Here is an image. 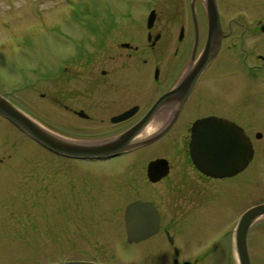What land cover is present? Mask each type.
Instances as JSON below:
<instances>
[{"label":"flooded vegetation","instance_id":"obj_1","mask_svg":"<svg viewBox=\"0 0 264 264\" xmlns=\"http://www.w3.org/2000/svg\"><path fill=\"white\" fill-rule=\"evenodd\" d=\"M159 1L162 5V0H154V5L135 15L130 26L105 22L98 31L91 33L90 28L77 38L66 36L71 44L60 56L38 60L30 67L27 81L16 82L14 92H25L26 99L5 97L61 142L117 144L112 153L52 151L0 115V196L3 178L9 177L34 202L35 183L41 178L42 190L49 192L43 195L44 202L58 199L54 218L59 220V233L88 238L90 242L84 243L94 245L93 251L114 250V244L110 246L114 236L126 242V209L137 201L153 206L157 227L143 240L128 243L160 240L178 251L174 244L178 237L196 233L193 213L198 206L206 208L207 193H220L227 180L243 172L253 159L231 177H213L195 165L191 150L197 120L215 117L243 130L247 127L248 120H241V105L228 100L264 91V19L251 24L240 18L225 22L224 9L217 4L219 43L199 69L210 28L204 3L185 0L160 8ZM151 10L154 15L148 26ZM244 132L254 156L252 139ZM10 134L21 145L4 138H11ZM254 137L259 139L260 131ZM114 162L119 169L107 172L90 166ZM25 165L27 184L17 185ZM4 204L12 207L13 203L4 198L6 208ZM28 205L35 209V204ZM45 216L50 218L46 213L41 217ZM201 258L196 256L190 264Z\"/></svg>","mask_w":264,"mask_h":264},{"label":"rangeland","instance_id":"obj_2","mask_svg":"<svg viewBox=\"0 0 264 264\" xmlns=\"http://www.w3.org/2000/svg\"><path fill=\"white\" fill-rule=\"evenodd\" d=\"M181 1L185 0H162L163 6L159 1L157 7L165 8L170 2ZM196 2L201 6L204 0ZM217 4L224 9L225 22L240 18L242 23L251 24L257 18L264 19V0H217ZM151 5H154V0H0V92L4 97L17 95L25 100V92H14L16 84L27 81L30 67L38 60L47 55L60 56L71 44L66 36L74 39L85 29L92 28L91 33L92 30L98 31L102 29L100 26L105 27V22L130 26L136 20L135 15ZM239 9H242L241 14H238ZM126 11L131 16L124 17L122 13ZM111 12L113 15L107 17ZM228 102L241 105V120H248L244 130L252 139L254 156L243 172L227 180L220 193H207L210 202L206 208L201 205L194 210V227L190 224L188 230L192 232L193 227L196 233L180 235L174 243L180 263L195 262V257L201 256L196 264H238L234 246L237 220L245 209L264 203V91L258 89L255 94L244 98L230 97ZM257 131L261 133L259 139L254 137ZM10 136L4 138L14 139L21 145L16 140L17 136ZM113 164L90 166L106 172L110 168L119 169L118 163ZM21 168L24 171L20 172L17 185L23 181L27 184V166ZM11 179L4 177L1 184L0 264H51L81 259H95L108 264H173L175 252L165 241L128 243L118 241L114 236L111 239L113 243H110V246L114 244V250L93 251L94 245L84 243L90 242L88 238L65 237L58 231L61 227L59 220L54 218L58 215L54 208L58 199L46 200L50 205L44 202L43 195L47 197L49 192L46 194V190H42L41 178L40 183H35L37 194L34 202L29 201L23 188H16L15 180ZM50 197L54 196L51 194ZM4 198L13 203L12 207L2 206ZM27 201L35 204L34 210ZM45 213L50 218H42ZM106 245L109 246L108 243ZM247 246L251 264H264V216L252 223ZM83 247L85 249L81 250Z\"/></svg>","mask_w":264,"mask_h":264},{"label":"water","instance_id":"obj_3","mask_svg":"<svg viewBox=\"0 0 264 264\" xmlns=\"http://www.w3.org/2000/svg\"><path fill=\"white\" fill-rule=\"evenodd\" d=\"M210 26L206 46L199 60V69L212 57V47L219 43L220 18L216 0H205ZM150 13L148 26L151 22ZM158 101L156 104H158ZM0 115L26 134L34 137L48 149L75 155H102L112 153L117 144H65L30 121L22 112L0 96ZM191 155L195 165L213 177H230L243 170L252 159L253 148L243 129L222 118L207 117L193 125ZM154 165V164H153ZM151 165V166H153ZM126 234L129 242H138L155 232L157 220L153 206L146 202L131 203L126 209ZM264 216V203L246 209L239 217L234 230V246L238 264H250L247 235L252 223ZM178 254V251H175ZM177 261L175 260V263ZM53 264H94L84 261H66ZM184 264H189L185 262Z\"/></svg>","mask_w":264,"mask_h":264}]
</instances>
